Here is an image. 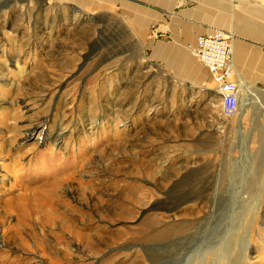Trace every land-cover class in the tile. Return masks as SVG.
Segmentation results:
<instances>
[{
	"label": "rangeland",
	"instance_id": "rangeland-1",
	"mask_svg": "<svg viewBox=\"0 0 264 264\" xmlns=\"http://www.w3.org/2000/svg\"><path fill=\"white\" fill-rule=\"evenodd\" d=\"M99 6L0 0V264H213L227 232L214 264H264V92L225 118L191 45L178 51L177 7L156 32ZM91 195L113 198L109 220ZM189 195L208 202L169 219Z\"/></svg>",
	"mask_w": 264,
	"mask_h": 264
},
{
	"label": "crops",
	"instance_id": "crops-1",
	"mask_svg": "<svg viewBox=\"0 0 264 264\" xmlns=\"http://www.w3.org/2000/svg\"><path fill=\"white\" fill-rule=\"evenodd\" d=\"M74 3L82 8L102 6L104 1L114 7L124 5L141 16L135 19V25L149 31L158 24L156 32L166 27L162 24L168 12L178 8L176 27L172 35L178 37V51L191 45V56L205 71L207 78L211 76L207 68L194 55L193 50L201 37L212 35L221 30L232 42L234 49V80L251 87L256 93L264 92V0H56ZM182 4L181 6L178 4ZM99 6V7H100ZM182 7V8H179ZM127 11V12H128ZM215 33V32H214ZM170 49L159 43L154 51L157 56ZM161 52V53H160ZM178 62H183L178 59ZM198 70V68H196ZM188 72V71H187ZM203 76V75H202ZM201 76V77H202ZM204 78V76L202 77ZM259 90V91H258Z\"/></svg>",
	"mask_w": 264,
	"mask_h": 264
},
{
	"label": "built area",
	"instance_id": "built-area-1",
	"mask_svg": "<svg viewBox=\"0 0 264 264\" xmlns=\"http://www.w3.org/2000/svg\"><path fill=\"white\" fill-rule=\"evenodd\" d=\"M193 53L209 71L220 97L222 115L225 118L237 117L242 91L239 83L234 80L236 72L232 42L225 33L217 31L201 37Z\"/></svg>",
	"mask_w": 264,
	"mask_h": 264
},
{
	"label": "bare ground",
	"instance_id": "bare-ground-1",
	"mask_svg": "<svg viewBox=\"0 0 264 264\" xmlns=\"http://www.w3.org/2000/svg\"><path fill=\"white\" fill-rule=\"evenodd\" d=\"M233 52H234V49H233ZM17 64V63H16ZM5 66H6V64H5ZM4 66V67H5ZM22 70L23 69H21V70H19L20 71V73H22ZM19 73V74H20ZM12 86L14 87V88H19V89H21L20 87L22 86L19 82H14V83H12ZM241 98H240V103H239V110H241V111H244V110H246L250 105H251V95H252V92H251V87H249V86H247L246 84H242L241 86ZM23 90V89H22ZM19 91V90H18ZM25 91V90H24ZM256 94H258V93H256ZM218 95V94H217ZM257 97H260L259 96V94H258V96ZM255 99H256V97H255ZM258 104H260V103H258ZM44 124H45V121L44 122H41V124L39 125H36V126H32L33 127V129L35 130V129H37V127H40L41 126V128H42V130H43V127H44ZM60 132H62V131H60ZM59 133V132H58ZM60 140V136H59V134H57V136L54 138V141H53V144L54 145H57V144H59V141ZM195 158H193V159H191V162L194 160ZM197 160V159H196ZM263 165H264V157H263V163H262ZM189 165H192V163H189L188 162V164H187V166H189ZM208 165V164H207ZM148 171V170H147ZM149 171H151V170H149ZM149 173V172H148ZM194 173V172H193ZM152 174H154V173H151V175ZM155 175H157V173L155 174ZM159 175V174H158ZM161 177H156V178H154V176H153V180H152V183H150V184H152L155 188H161L162 190H164L165 191V189H167L166 188V184H167V182L168 181H166V179L165 178H167V177H165V175H160ZM185 177V176H184ZM178 180H180V177H178ZM166 182V183H165ZM163 185V186H162ZM180 185V184H179ZM166 192V191H165ZM164 193V192H163ZM162 193V194H163ZM161 194V195H162ZM168 195V194H167ZM100 196V195H99ZM99 196H97V195H91L90 196V202H93V203H91L90 204V209L89 210H91L90 212L92 213V214H94L96 217H97V219L99 220V222H103L104 220H109V218H110V216H112L113 215V206L109 203V202H112V199L113 198H110V199H108L107 201H103V199L101 198V196L99 197ZM156 197H157V195H156ZM158 200H159V198H158ZM164 201V200H163ZM205 202H208V197L206 196V197H202V196H190L189 195V197H187L186 199H184L183 201H181V202H178V206L176 205V206H173V207H169L168 209H163L165 212H166V216L169 218V219H172V218H174V217H176V216H178L179 217V214H182V212H184L185 210H187L188 208H197V207H199L201 204H204ZM157 205H159V203H156V204H154L153 206H151V207H155V206H157ZM164 206H166L165 204H163ZM168 207V206H167ZM162 208V207H161ZM155 209H158L157 207H155ZM108 212V213H107ZM115 213V212H114ZM116 214V213H115ZM84 215V214H83ZM263 219H264V217H263ZM55 222V221H54ZM196 222H197V220L196 221H194V222H192L191 224H196ZM199 222V221H198ZM177 230V228L176 227H173L171 230H169L168 231V235H170V234H172L173 232H175ZM183 230V228H182V226L181 227H179L178 228V232H180V231H182ZM166 234H167V232H166ZM231 233H229V232H227L226 233V236L222 239V240H224V244L225 245H223V247H222V251H220L219 252V255L218 256H216L215 257V261H216V263H220V262H223L224 260H225V258H227L228 257V252H229V250L231 249V245H232V238L234 237V234H231ZM163 235L164 234H157V236L155 235V236H153V238H155V237H158V238H160V237H163ZM12 237V236H11ZM3 240V239H2ZM153 240V239H152ZM6 242H9V239L7 238V241ZM239 247V249L241 250V251H245L246 249H247V247H248V245H247V243H246V240H242V242L240 243V245L238 246ZM215 261H214V263H215ZM213 263V264H214ZM245 263V259L244 258H235L234 259V263L233 264H244Z\"/></svg>",
	"mask_w": 264,
	"mask_h": 264
}]
</instances>
